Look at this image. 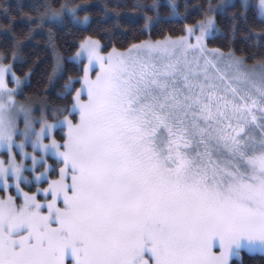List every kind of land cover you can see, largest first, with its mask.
I'll list each match as a JSON object with an SVG mask.
<instances>
[{
	"label": "snow or ice",
	"instance_id": "obj_1",
	"mask_svg": "<svg viewBox=\"0 0 264 264\" xmlns=\"http://www.w3.org/2000/svg\"><path fill=\"white\" fill-rule=\"evenodd\" d=\"M42 7L13 59L23 63L18 50L45 34L50 82L66 61L82 75L58 93H74L70 106L49 107L18 99L30 73L0 63V188L17 193L0 195V264H232L242 250L264 254V60L210 48L218 27L207 13L185 35L105 52L89 34L66 56L48 26L90 17L68 0Z\"/></svg>",
	"mask_w": 264,
	"mask_h": 264
},
{
	"label": "trees",
	"instance_id": "obj_2",
	"mask_svg": "<svg viewBox=\"0 0 264 264\" xmlns=\"http://www.w3.org/2000/svg\"><path fill=\"white\" fill-rule=\"evenodd\" d=\"M54 3L57 7L65 0H0V62L12 61L16 50L15 38L28 34L29 17H36L43 11V5ZM216 0H175L178 16L172 14V0H68L70 4L83 6L79 16L89 15L87 26H74L69 20L61 29L49 25L57 33V42L65 55H72L76 43L86 35H94L107 45L104 51L115 46L127 48L140 40H157L164 36L173 37L185 34L187 25L196 24L208 14L209 5ZM41 7L37 8L36 6ZM246 13V19H245ZM152 17V26L146 29V17ZM159 17V21H157ZM216 34L208 39V46L224 52L230 49L237 55L248 58L249 64L264 60V21L259 19L256 6L245 7L238 1L216 13ZM234 17V18H233ZM235 25V30L233 28ZM45 28V33L47 32ZM17 55L24 57V62L14 61L17 75L24 77L30 73V84L24 87L25 95L44 98L51 106H65L72 102V95L66 99L58 95L69 76L82 75L81 64L66 61L62 78L50 82L54 61L48 47V36L37 34L34 39L25 41ZM255 57V58H253ZM79 84H76L77 88ZM242 260L233 258L232 264H264V255L249 254L241 251Z\"/></svg>",
	"mask_w": 264,
	"mask_h": 264
},
{
	"label": "rangeland",
	"instance_id": "obj_3",
	"mask_svg": "<svg viewBox=\"0 0 264 264\" xmlns=\"http://www.w3.org/2000/svg\"><path fill=\"white\" fill-rule=\"evenodd\" d=\"M236 1L240 2L243 6L245 5V3H247L248 7H251V6H253V5L256 6L257 11H258V13H259V0H216V2L212 4V5H213L212 11L209 12V10H208V15H214V16H215L216 13H218V12H220V11H223L226 7L232 5V4L235 3ZM248 7H247V8H248ZM208 9H209V7H208ZM81 18H82V17H81ZM204 18H205V17H204ZM215 18H216V17H215ZM194 25H195V24H194ZM151 26H152V24L147 23V25H146V29H147V30L150 29ZM185 34H186V32H185ZM185 34H184V35H185ZM197 34H199V33H197ZM209 38H211V37L206 38V42H207V44H208V39H209ZM210 48H211V47H210ZM225 53H227V52H225ZM14 61H16V60L12 59V61L9 62V63H5V62H3V61H1L0 63L6 64V65H11L12 69L15 71V69H14V65H13ZM69 62H70V61H69ZM75 63L80 64V62H78V61L75 62ZM83 64L86 65V64H87V61H86V60L83 61ZM15 73H16V72H15ZM16 75H17V74H16ZM22 78H23V77H22ZM7 79H8L9 86L15 88L16 85H15L14 82H13V79H12L11 74H9V75L7 76ZM25 86H26V85H24L23 87H25ZM77 88H79V86H78ZM73 96H74V93H72V97H73ZM26 98H31L32 101H33L35 104H37V105H40L41 103L46 102V103L48 104V106L51 107V105L48 103V101H47L46 99H44V98H34V97H29V96L25 95V90H24L23 95L19 96L18 99H20L21 101H24ZM37 114H39V113H37ZM73 119L75 120V119H77V117H76V116H73ZM56 135H57V139H61V138H62V137H61V134H60L59 131H57ZM27 150H28L29 152L32 151V149H31L30 147H29ZM40 154H41V153L38 151V152H37V155H40ZM21 158H22V157L18 154V159H21ZM27 162L30 163L31 161L29 160V161H27ZM48 163H50V164H55V163H56V159L53 158V157H51V156H49V158H48ZM28 175L31 176L32 173H28ZM22 187H24L26 191L34 192V191L36 190V187H47V184L44 183V182H40V183H38V184H36L35 186H32V187H29L27 184H23ZM7 192H11V194H12L13 196H16V195H17V193H16V191H15L14 188H10V189H3V188H0V195H6ZM17 198L19 199V197H17ZM39 198H40V199H43V196L40 195ZM244 251L247 252V250H244ZM247 253H248V252H247ZM256 254H260V253H256ZM262 255H264V254H262Z\"/></svg>",
	"mask_w": 264,
	"mask_h": 264
}]
</instances>
